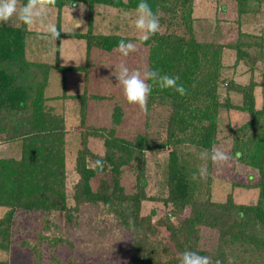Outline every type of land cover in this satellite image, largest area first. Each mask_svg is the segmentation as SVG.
<instances>
[{
    "label": "trees",
    "instance_id": "trees-1",
    "mask_svg": "<svg viewBox=\"0 0 264 264\" xmlns=\"http://www.w3.org/2000/svg\"><path fill=\"white\" fill-rule=\"evenodd\" d=\"M194 1L147 0L158 15L160 28L166 27V30H159L147 41L138 39L149 49L147 70L179 77L177 83L186 89V94L180 95L174 89L161 90L152 85L149 107L160 104L168 113L165 141L157 143L146 135H138L134 141L119 137L117 132L123 117L119 108L113 113L111 128L88 125V106L93 98L86 93L54 98L80 102L83 130L75 158L78 179L72 189L69 188L66 119L47 104L46 89L51 72L61 71L64 76L68 72H86L94 49L113 52L121 39L132 40L117 35H95L93 31L61 33L55 63L40 64L27 60L28 28L15 18L10 23H0V136L6 142L19 141L22 147L19 159L0 160V208L7 209L0 220L1 251H10L17 211L63 213L71 223L78 219L83 206L92 205L102 206L106 215L115 220L117 229L131 235V264H179V255L185 250L210 256L222 264H228L229 258L235 264H264V105L257 107L256 98L257 88L264 85V77L262 82L256 79L258 66L264 65V34L239 29L236 39L229 43L200 41L189 22ZM234 1L240 16L262 13L264 0ZM79 2L91 10L96 5L108 4L130 11L136 9L139 0H56L54 6L63 8ZM177 20L185 21L184 29L178 30L177 26L181 25ZM65 38L86 40L88 63L85 67L60 64L61 41ZM226 49L235 52L233 69L241 64L247 67L248 84L240 85L224 77ZM223 85L229 93L240 94L242 104H233L230 97L222 101L219 90ZM233 109L250 116L245 125L231 130L230 137L233 155L258 173L257 183L240 185L248 190L258 189L257 202L251 205L237 204L232 194L226 202H213L212 163L199 159L201 151H210L218 142L223 110ZM92 141L102 143L103 155L93 150ZM168 147L172 150L164 172L167 193L161 199L151 198L146 191L145 154ZM97 159L103 161L102 171L92 170ZM128 166L137 172L136 191L131 194L126 193L120 182ZM201 166L207 168L204 178H199ZM194 173L198 176L196 180L191 179ZM98 176L102 178L97 187L94 180ZM146 201L171 205V216L165 215L156 222L154 212L143 216ZM240 211L245 213L244 220L237 216ZM161 228L167 230L168 238L162 235ZM203 229L217 232L210 248L204 246ZM43 242L52 247L65 244V240L45 237L40 243ZM66 264L80 263L71 257Z\"/></svg>",
    "mask_w": 264,
    "mask_h": 264
},
{
    "label": "rangeland",
    "instance_id": "rangeland-1",
    "mask_svg": "<svg viewBox=\"0 0 264 264\" xmlns=\"http://www.w3.org/2000/svg\"><path fill=\"white\" fill-rule=\"evenodd\" d=\"M126 1V0H123ZM21 2V1H20ZM22 4V3H21ZM85 6L81 14L79 5ZM73 5H75L73 7ZM136 11H124L108 4L96 5L92 10L82 2L66 5L63 8L50 6L44 23H34L28 28L29 35L26 42V57L30 62L40 64H54L56 61L57 40H52L46 32L48 23L55 24L61 33L123 36L131 39L135 51L128 56L121 55L117 50L105 52L94 49L89 59L86 72H68L65 76L61 71L51 72L50 84L46 89L47 103L57 113L66 119L68 129L67 156L70 173L69 188L72 189L78 177L75 173V158L79 149L80 120L79 100L60 98L64 94L69 96L90 95L87 124L99 128H111L112 116L116 108L122 111L123 117L118 136L134 141L138 135H146L157 143L168 138L166 123L167 111L160 104L141 110L138 105L128 104L122 86L116 80L119 67L124 64L129 70L148 69L149 49L139 41L140 33L134 27ZM178 30L185 28L183 22L177 20ZM191 26L200 41H218L229 43L236 39L239 29L244 32L264 34V4L262 13L240 16L234 0H195L192 5ZM166 27H161L164 32ZM235 52L226 49L224 53V77L233 79L237 84L249 83L250 73L243 64L233 69ZM87 60V42L84 39H63L60 48V64L63 66L85 67ZM86 75L88 81L86 82ZM264 65L258 66L256 79L263 81ZM225 85L220 88L221 100L231 98L233 104H242L243 99L236 92H228ZM257 107L264 105V85L256 90ZM250 119L247 113L231 110L222 112L220 119L218 142L215 146L225 151L231 159L223 165L211 164L212 201L223 203L233 195L237 204L251 205L257 202L258 189L248 190L240 185L255 184L259 181L257 171L242 164L232 153L231 130L235 131L245 125ZM234 125V126H233ZM92 148L103 155L102 143L92 141ZM21 143L19 141L6 142L0 136V160L21 157ZM171 147L165 150L146 152L147 193L151 198L161 199L166 193L164 172L168 163ZM107 176V175H106ZM252 177L253 179H249ZM101 176L94 180L98 187ZM137 172L131 166L124 168L120 178L126 193L136 191ZM171 205L161 202L146 201L143 203L142 215L155 213L154 221L165 215H170ZM6 208H0V220L5 216ZM71 223L63 213H45L43 211L19 210L12 224V241L9 252L0 250V262L9 264H66L73 257L80 264H131L133 256V242L129 233L116 227L111 215H106L104 208L92 205L83 206L80 214ZM172 219L175 221L174 217ZM162 235L168 238L169 233L161 228ZM204 246L210 248L216 241L217 232L203 229ZM62 239L65 244L52 247L41 239ZM45 241V239H44ZM47 241V240H46ZM39 244V247H38ZM38 247V252L35 248ZM39 255V256H38Z\"/></svg>",
    "mask_w": 264,
    "mask_h": 264
},
{
    "label": "clouds",
    "instance_id": "clouds-1",
    "mask_svg": "<svg viewBox=\"0 0 264 264\" xmlns=\"http://www.w3.org/2000/svg\"><path fill=\"white\" fill-rule=\"evenodd\" d=\"M56 0H26L21 4L20 0H0V23H10L15 18L16 21L22 23L27 28H31L34 23H44L47 10L50 6H54ZM75 5H73L74 7ZM81 14L85 11L83 4L79 5ZM136 11V19L134 21L135 29L141 34L139 39L147 41L151 36L157 34L160 30V22L157 13L153 12L151 5L147 0H139ZM47 35L52 40H59L61 31L55 24L48 23L46 26ZM116 50L123 56H128L134 52L135 45L131 42H126L121 39ZM116 80L122 86L123 95L128 104L138 105L141 110H144L147 101L152 92V85L163 89H174L180 95L186 94V89L182 84H178L179 77L161 74L160 70H145L143 74L140 70H129L127 66L121 64L119 67ZM151 81V84L148 83ZM234 126V125H233ZM199 159L202 161H211L213 165H223L227 163L231 157L223 150L213 145L211 150H203L199 154ZM103 161L97 159L92 170H103ZM199 178H204L207 173V168L201 166L199 168ZM198 178L197 174L191 176L192 180ZM249 179H253L249 177ZM240 220L245 219V213L240 211L237 213ZM179 264H222V261H213L212 257L200 255L196 251L185 250L179 255ZM228 264H235L232 258L228 259Z\"/></svg>",
    "mask_w": 264,
    "mask_h": 264
}]
</instances>
